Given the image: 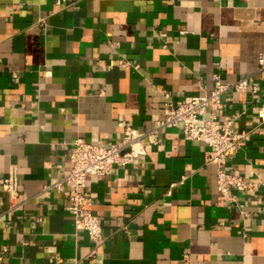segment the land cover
<instances>
[{
    "label": "crops",
    "instance_id": "crops-1",
    "mask_svg": "<svg viewBox=\"0 0 264 264\" xmlns=\"http://www.w3.org/2000/svg\"><path fill=\"white\" fill-rule=\"evenodd\" d=\"M262 51L264 0H0V178L15 169L20 204L9 209L0 185V264H264V185L233 190L231 207L207 146L179 125L134 163L86 178L99 243L75 229L66 189L44 190L76 138L143 134L163 117V93L206 94L214 73L249 77L220 113L251 135L226 163L263 177Z\"/></svg>",
    "mask_w": 264,
    "mask_h": 264
},
{
    "label": "built area",
    "instance_id": "built-area-1",
    "mask_svg": "<svg viewBox=\"0 0 264 264\" xmlns=\"http://www.w3.org/2000/svg\"><path fill=\"white\" fill-rule=\"evenodd\" d=\"M257 71L264 73V51L257 57ZM17 79V75H13ZM212 89L203 95L186 99H173L169 93H163V117L140 135H134L130 126H125L118 143L87 142L82 138L73 141L69 157L68 171L56 182L44 186V190L54 188L68 192L67 211L74 227L84 231L89 239L99 243L102 239L101 219L90 209L91 199L84 193L85 180L88 176L105 175L115 166L125 167L146 155V143L156 144L158 132L164 126L179 125V132L184 139L203 142L207 146L205 161L216 166V188L231 207L237 203L235 189H254L264 185V176L257 180L234 173L226 161L238 149L241 142L250 141V131L235 130L233 121L220 118L226 103L227 94L233 90H246L249 77H240L233 83H224L219 74L211 76ZM18 178L14 168L5 177L0 178L2 190L9 199V209L20 204L18 198ZM94 256V251L92 252Z\"/></svg>",
    "mask_w": 264,
    "mask_h": 264
}]
</instances>
